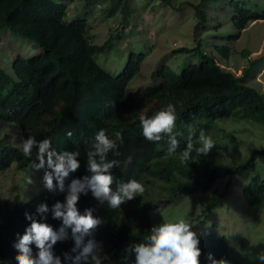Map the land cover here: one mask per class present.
<instances>
[{"label":"trees","instance_id":"16d2710c","mask_svg":"<svg viewBox=\"0 0 264 264\" xmlns=\"http://www.w3.org/2000/svg\"><path fill=\"white\" fill-rule=\"evenodd\" d=\"M96 1L103 0H0V32L8 31L5 36H12L8 37L13 40L9 42L10 48L18 46L16 38L35 50L28 54L17 51L12 55L8 47L0 45V129L11 125L20 135L18 144L0 139V169L7 170L16 161L29 162L21 142L32 135L37 141L49 138L50 146L57 152H78L75 158L80 163L73 175L89 176L87 153L95 134L103 129L116 140V148L109 150L105 157L117 161L108 169L113 176L110 187L115 191L122 182L135 178L144 185L145 192L122 202L119 208H111L106 200L94 197L90 189L78 193L75 202L78 211L90 209L100 220L83 235L73 233L71 226L63 225L62 218L52 216V205L57 201L63 203L68 194L66 179L63 191L48 190L46 197L17 204L14 210L0 202V264H17L14 243L31 223H27L25 213H31L41 203L48 210L40 213L43 217L37 221L48 223L55 231L64 227L61 237L50 249L60 264H92L95 248L100 246L104 248L106 260L133 264L135 253L131 251V239L136 232L151 226V214L162 206V200L170 204L188 195L210 194L206 213L221 206L229 191L239 189L241 199L249 205L264 203V176L259 173L264 149L254 148L247 159L235 166L196 151L201 129L213 135L219 133L221 126L244 122L253 129L259 126L264 134V92L250 83L258 61L237 76L222 68L216 59L217 53L229 58L230 48L215 44L216 53H208L201 49L202 45H209L206 40L195 48L174 51V54L191 55L197 58L196 62L163 64L156 73L155 85L134 91L130 83L140 74L147 53L132 51L119 74L109 72L100 66L98 56L107 54L114 41L124 35H112L102 45L95 44L91 40L89 20L70 15V4L76 3L75 14H78ZM208 1L200 0L198 4L188 1L198 20L196 28L206 29L208 12L202 6ZM129 2L112 0V6H104L103 12L110 18L121 8V21L118 16L112 19L118 25L121 22L125 25L132 16ZM159 2L164 7L177 9L175 0ZM228 5L233 12L230 24L238 31L264 20V0H232ZM222 26L215 23L214 37L228 35L220 31ZM238 37L232 34L230 39L235 41ZM4 63H9V68ZM167 103L175 105L177 114L173 128L177 147L172 153L168 152L172 133L162 132L160 140L149 141L143 137L139 121L140 115L151 116ZM117 132L121 134L119 139ZM190 134V159L182 163L179 156L187 147ZM225 137L230 140L235 136ZM216 138L213 137L215 141ZM32 150L37 152L36 144ZM237 179L242 182L236 183ZM223 180L225 186L217 189L218 182ZM89 241L94 244L92 252L81 255ZM29 246L35 257L37 246L34 243ZM198 247L201 249L199 264H211L209 253L213 259L224 258L230 262L225 235H205L199 239Z\"/></svg>","mask_w":264,"mask_h":264},{"label":"rangeland","instance_id":"374dc122","mask_svg":"<svg viewBox=\"0 0 264 264\" xmlns=\"http://www.w3.org/2000/svg\"><path fill=\"white\" fill-rule=\"evenodd\" d=\"M188 1L193 4L200 2V0H175L177 9H171L164 7L159 0H130L129 5L131 6L128 7L132 16L129 23L126 22L125 25L122 22L118 25L112 19L118 16L121 21V8L110 18H107V12H103L104 6H112V0L96 1L86 11L81 10L78 14H75L76 3L70 4V15L83 16L89 20L92 26L90 36L95 44L102 45L112 35L114 37H118V34L124 35L122 39L114 41L107 54L98 56L97 60L100 66L109 72L119 74L125 67L132 51L147 53L140 74L130 83V89L134 91L155 85L158 80L156 73L163 64L175 66L182 63L183 60L196 62L197 58L187 54H174V51L185 47L192 49L198 44H204L207 40L210 42L209 45H202L201 49L208 53H216L213 50L215 44L218 46L227 45L230 48L229 58L225 59L217 53L216 59L222 68L237 76L241 75L255 61H258L254 66L250 83L262 88L264 92V20L252 22L245 29L238 31L231 26L229 21L233 12L230 10L228 2L232 0H209L202 6L208 12V22L204 26L207 30L203 26L196 28L198 20L195 10L188 4ZM78 7L83 9V6ZM216 22L223 24L220 31H226L228 35L219 34V37H214ZM118 26L121 28L115 31ZM111 27L114 28L113 32ZM7 33L8 31L0 32V37H3L0 39V45L8 47V53L13 55L18 51L28 54L35 51L32 46L22 45L23 42L14 37L18 46L16 49L10 48L9 42H13V40L8 38L12 37L11 35L5 36ZM208 33L209 35H207ZM232 34H238L239 37L234 41L230 39ZM4 66L9 68V63H4ZM8 126L0 129V139L18 144L19 132L14 131V126ZM256 127L253 129L245 125L244 122L221 126L218 134L214 132L215 134L211 135L212 138H217L213 146L214 149H210L208 153L216 156L217 160H220L218 157L221 158L222 162L226 164L235 166L242 163L254 148L264 149V134L260 131L259 126ZM225 136L235 137L229 140ZM29 158H33V162L29 166L23 167L19 162H15L7 171L0 170V201L10 207L15 205V197L18 194L22 202L30 198L28 192L30 183L26 177H30L31 183L37 188L38 184L44 180L45 175L53 172L47 162L41 168L34 166L39 163L37 154L30 153ZM259 165V173L264 176V156L259 160ZM241 182V179L236 180V183ZM225 184V180L219 181L217 189L222 188ZM242 186L244 187V181ZM233 192L229 191L221 206L206 213L204 212L205 204L211 200L210 194L188 195L182 199L174 200L170 204H166L162 200V206L151 214V226L145 231L136 232L132 243H147L146 238L150 235L152 227L168 220L185 218L199 239L209 234L227 237L230 248V264H264V260L257 258L259 255H264V203L251 206L241 199L242 191L241 194L239 189L233 190ZM94 255L101 264H118L114 260L105 259V252L101 246L95 250ZM93 264H95L94 260Z\"/></svg>","mask_w":264,"mask_h":264},{"label":"clouds","instance_id":"9594fccd","mask_svg":"<svg viewBox=\"0 0 264 264\" xmlns=\"http://www.w3.org/2000/svg\"><path fill=\"white\" fill-rule=\"evenodd\" d=\"M176 118V107L173 103H167L151 116L145 117L143 114L140 115L139 121L143 137L149 141H158L161 139L160 134L162 132L172 133L169 136L168 152H174L177 147V139L173 133ZM68 135H71V132ZM115 135L117 139L121 136L119 132ZM198 139L200 142V146L196 149L198 153L206 154L215 145V140L211 135L206 134L204 129L200 130ZM34 144L37 145V152L32 150ZM21 145L22 151L27 156L29 162L16 161L19 162L20 166H29L33 162V158H29L30 153H32L38 155L39 163L34 165L36 168L43 167L45 162H47L48 166L53 169V172L46 174L44 180L38 184L37 188L31 183L30 177H26L30 183L28 188L30 198L22 202L18 194L15 197L16 203L13 207L2 202L10 210H14L17 204H25L29 201L33 202L36 199L40 200L46 197L49 192L48 190L63 191L65 187L64 179H66L69 184L68 194L63 203L57 201L52 205V216L54 218H62L64 226H71L73 233L79 232L83 235L95 228L100 223V220L98 217L92 215L90 209H86L83 213L78 211L75 203L78 200V193L90 189L94 197L101 201L106 200L111 208H119L122 202L131 200L137 194L145 192L144 185L135 178L122 182L115 191L110 187L113 182V176L108 169L116 164L117 161L106 160L105 157L109 150L116 148V140L109 137L103 129L95 134L94 142L87 153L88 171L91 174L86 177L77 174L73 175L80 163L75 158L79 155L78 152H57L50 146L51 140L49 138L37 141L32 135L23 139ZM191 151L190 134L189 143L179 156L182 163L190 159ZM0 170L7 171L6 169ZM54 179L56 181L55 186L53 185ZM47 210V205L41 203L31 213H25L27 223H31L26 227L24 233L19 236L18 241L14 243V248L17 249L15 255L17 264H60L59 258L54 259L50 249L57 239L61 237L64 227H61L59 231H55L48 223L38 222L37 220L43 217L40 213ZM146 239L147 243L136 244H133L131 239V251L135 253L133 264H199L198 257L201 253V249L198 247L199 237L195 231L191 230L190 223L185 218L168 220L160 223L158 226L152 227L151 233ZM76 242L79 244V237L76 238ZM30 243H34L38 248L35 257L29 246ZM93 247V242L89 241L83 247L81 255L91 253ZM257 258L264 260V255H259ZM92 259L95 261V264H101L95 255L92 256ZM208 259L211 264H230L224 258L213 259L211 253L208 254Z\"/></svg>","mask_w":264,"mask_h":264}]
</instances>
